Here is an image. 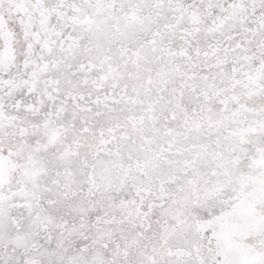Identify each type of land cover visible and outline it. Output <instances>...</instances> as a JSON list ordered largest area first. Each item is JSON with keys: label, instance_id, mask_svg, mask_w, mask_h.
Listing matches in <instances>:
<instances>
[{"label": "snow or ice", "instance_id": "6c2138e0", "mask_svg": "<svg viewBox=\"0 0 264 264\" xmlns=\"http://www.w3.org/2000/svg\"><path fill=\"white\" fill-rule=\"evenodd\" d=\"M0 264H264V0H0Z\"/></svg>", "mask_w": 264, "mask_h": 264}]
</instances>
